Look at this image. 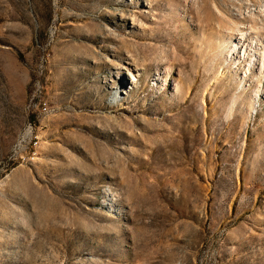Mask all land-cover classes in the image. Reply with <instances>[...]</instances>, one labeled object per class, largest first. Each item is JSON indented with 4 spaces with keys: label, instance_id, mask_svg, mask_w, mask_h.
Segmentation results:
<instances>
[{
    "label": "rangeland",
    "instance_id": "374dc122",
    "mask_svg": "<svg viewBox=\"0 0 264 264\" xmlns=\"http://www.w3.org/2000/svg\"><path fill=\"white\" fill-rule=\"evenodd\" d=\"M263 24L264 0H0V264H264V90L225 59Z\"/></svg>",
    "mask_w": 264,
    "mask_h": 264
},
{
    "label": "bare ground",
    "instance_id": "6f19581e",
    "mask_svg": "<svg viewBox=\"0 0 264 264\" xmlns=\"http://www.w3.org/2000/svg\"><path fill=\"white\" fill-rule=\"evenodd\" d=\"M237 39L232 42V46L227 50L225 59H229V65H234L235 72L233 74L239 82H244L247 77L256 81L252 98L257 99L264 90L260 83V79L263 78L264 74V43L262 42L264 41V24L258 27H249L241 35V38ZM142 69L143 67L135 68V71L138 72ZM166 70H169V68ZM238 72L242 74L240 78ZM129 75V83L133 84L137 81L136 75L130 74V72ZM175 89L178 90L177 87Z\"/></svg>",
    "mask_w": 264,
    "mask_h": 264
},
{
    "label": "built area",
    "instance_id": "2783aa9c",
    "mask_svg": "<svg viewBox=\"0 0 264 264\" xmlns=\"http://www.w3.org/2000/svg\"><path fill=\"white\" fill-rule=\"evenodd\" d=\"M32 107H35L38 109V103L37 104H32ZM46 110V109H44ZM31 126V125H30ZM32 132V128H29ZM31 132L30 133H23L20 137H19V141L17 142V147L19 148L21 146V144L25 143L27 140H29V142L33 141L34 139H36V136H31ZM34 142V146L37 145L38 142L33 141Z\"/></svg>",
    "mask_w": 264,
    "mask_h": 264
}]
</instances>
